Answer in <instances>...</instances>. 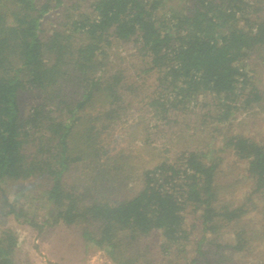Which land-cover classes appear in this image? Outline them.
Masks as SVG:
<instances>
[{
  "label": "trees",
  "instance_id": "obj_1",
  "mask_svg": "<svg viewBox=\"0 0 264 264\" xmlns=\"http://www.w3.org/2000/svg\"><path fill=\"white\" fill-rule=\"evenodd\" d=\"M260 65L264 0H0V217L75 227L112 264H264V130L237 122L264 116ZM135 105L148 121L128 125ZM122 123L184 144L139 169ZM17 245L1 234L0 264Z\"/></svg>",
  "mask_w": 264,
  "mask_h": 264
},
{
  "label": "rangeland",
  "instance_id": "obj_2",
  "mask_svg": "<svg viewBox=\"0 0 264 264\" xmlns=\"http://www.w3.org/2000/svg\"><path fill=\"white\" fill-rule=\"evenodd\" d=\"M133 49L132 44H116L114 46V52L119 55L121 68H126L130 75L135 74V78L143 79L144 82L141 84L140 91L144 95L152 91L154 85V76L148 78L149 75L140 73V68H142V63L137 57V54L131 52ZM258 77L259 88L264 90V65L258 66L256 69ZM143 95V96H144ZM33 99L31 97H26L23 99L25 106H28ZM145 110L141 105H135L131 111H129L128 125H133L137 121V118L144 117L148 121V117L145 114ZM251 118L252 124L248 127L250 132H263L264 130V116L258 115L254 116L253 113L246 115V113H241L238 115L237 122ZM263 120V121H262ZM249 121V120H248ZM255 121V122H253ZM250 122V121H249ZM263 124V127L260 125ZM126 124H120L115 135L127 137V141L131 145V149L138 151L142 147H146V150H140L137 156L139 169L143 167H148L155 164L161 155L165 157H174V155L182 148L184 142H178L177 139L171 137L170 131H177L178 127H174L169 130V132H158V137H151V142L149 144L145 143L146 138L144 133L141 131V127L134 126V128L128 131H123L124 128L128 127ZM150 126V122H149ZM246 125L239 128L245 129ZM261 127V128H260ZM160 131V130H159ZM162 131V130H161ZM151 132V130H150ZM155 132V131H154ZM165 133V134H164ZM203 137V134L199 132ZM166 136V137H163ZM144 142V143H143ZM142 151V152H141ZM228 167H233V163L230 160ZM242 168L243 165L241 164ZM230 171V170H229ZM28 184L22 182H8L5 184V193L9 201L19 200L20 204L28 207V202L24 189ZM242 192L237 193L238 197H241ZM237 197V198H238ZM235 200H237L235 198ZM3 205V200L0 194V206ZM36 208L40 207L41 203L34 200L30 204ZM40 213L42 217L40 220L45 218L44 211ZM192 218L188 219L192 222ZM12 231L15 233L18 239V245L15 251L14 260L15 264H112L107 256L93 247H86L83 242L80 232L77 228H68L62 225L49 227L45 226L41 234L37 230L18 223L13 216L10 217H0V236L4 231ZM197 235L198 232L196 233Z\"/></svg>",
  "mask_w": 264,
  "mask_h": 264
}]
</instances>
